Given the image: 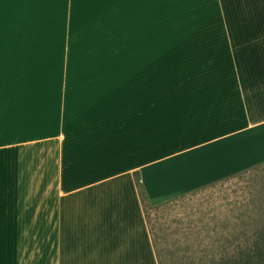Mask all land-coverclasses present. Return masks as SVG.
<instances>
[{"label":"crops","instance_id":"obj_1","mask_svg":"<svg viewBox=\"0 0 264 264\" xmlns=\"http://www.w3.org/2000/svg\"><path fill=\"white\" fill-rule=\"evenodd\" d=\"M262 161L264 0H0V264H158L137 179Z\"/></svg>","mask_w":264,"mask_h":264},{"label":"trees","instance_id":"obj_2","mask_svg":"<svg viewBox=\"0 0 264 264\" xmlns=\"http://www.w3.org/2000/svg\"><path fill=\"white\" fill-rule=\"evenodd\" d=\"M238 179L244 180L241 194L230 198L228 193L217 198L218 204L211 200L209 208L201 213H197L198 206H184L181 225L173 232L181 231L183 237L197 240L196 256L202 258L198 257L197 264H264V161L156 204L149 203L138 179L137 188L146 217V206L169 210L207 191L217 192ZM205 241L210 245L203 247ZM153 246L158 264H162L154 242Z\"/></svg>","mask_w":264,"mask_h":264},{"label":"rangeland","instance_id":"obj_3","mask_svg":"<svg viewBox=\"0 0 264 264\" xmlns=\"http://www.w3.org/2000/svg\"><path fill=\"white\" fill-rule=\"evenodd\" d=\"M257 143L258 142L254 140H247L245 141L244 145L246 147H251L253 145H256ZM236 144V148L238 150L235 147L231 146L228 153L226 154L227 158L225 159L233 160L234 158H237L238 155L239 157H241L242 154L241 151H239L240 145L237 142ZM205 158L208 160L211 158V156H201V159ZM196 173H199L198 170ZM243 183L244 180H234V182L227 184V186H224L217 192L213 191L211 193L207 191L192 198L191 200H188L186 202L184 201V203L182 204L174 205L169 210L161 211L160 209L146 206V219L150 228L151 239L160 254L162 264H197L199 258H201L200 255L198 256V258L195 252V249H198L196 242L197 240L195 241V239L193 238L191 240L183 237L181 231H177V233L173 232V229L181 225V222L179 223V220L181 217H184L183 207L198 206L197 213H201L200 211H204L205 209L209 208V202L211 200H216L215 204H218L217 198L228 196V193L230 198L237 197L243 192L241 189V187L244 186ZM165 189L166 188H152L153 191H159L157 194H161L163 191H165ZM206 245L210 244L205 241L203 243V247Z\"/></svg>","mask_w":264,"mask_h":264}]
</instances>
